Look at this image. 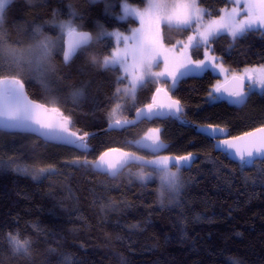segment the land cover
I'll list each match as a JSON object with an SVG mask.
<instances>
[{"label":"trees","instance_id":"16d2710c","mask_svg":"<svg viewBox=\"0 0 264 264\" xmlns=\"http://www.w3.org/2000/svg\"><path fill=\"white\" fill-rule=\"evenodd\" d=\"M124 2L146 5V0H12L5 8L3 32L10 43L30 44L35 26L56 35V25L68 20L92 34L91 47L70 64L55 55L50 88L59 96L61 110L71 115V129L91 134L87 139L94 151L82 153L31 134L0 131V264H63L65 256H71L73 264H264V162L241 166L216 152L213 142L195 128L172 118L107 131L113 110L123 120L133 118L151 101L155 87L149 83L138 89L135 99L121 92L114 96L115 87L124 85L115 84L122 72L102 66L113 43L97 37L101 26L125 32L134 24L135 17L116 18ZM198 4L212 18L228 6L224 0ZM205 17L209 19L207 12ZM191 34L174 27L164 30L169 46ZM211 52L223 58L231 73L264 65V33L257 30L235 40L225 34L211 45ZM202 58V51L200 56L193 52L192 59ZM217 80L214 73H206L169 91L181 102L183 121L219 126L233 137L264 126V95H251L241 108L227 102L209 104L207 93ZM24 83L31 99H50L38 81L24 78ZM77 89L83 96L74 101L71 93ZM151 129L160 130L161 143L167 146L159 153L136 144ZM109 147L147 159L192 153L196 160L180 170L183 187L169 202V194L159 195L156 180L144 184L137 175L152 168L132 165L110 177L92 165L72 166L96 160ZM25 168L27 172L20 171ZM41 169L46 171L42 174ZM10 236L27 241L28 253L15 252Z\"/></svg>","mask_w":264,"mask_h":264},{"label":"snow or ice","instance_id":"6c2138e0","mask_svg":"<svg viewBox=\"0 0 264 264\" xmlns=\"http://www.w3.org/2000/svg\"><path fill=\"white\" fill-rule=\"evenodd\" d=\"M11 2L12 0H0V13ZM28 2L31 3L32 0ZM224 3L228 6L219 10L222 14H218V18H212V13L200 7L198 0H146L143 9L125 3L124 15L119 19L135 17L139 21V27L132 29L129 35H124L119 31L108 32L101 26L99 39L114 37L115 43L110 46L109 54L104 56L102 66L122 72L116 78V85L127 78L128 87L124 92L135 99L138 89L149 83L160 84L155 89L152 102L136 111L137 120L114 118L113 110L109 129L127 130L139 121L154 120L166 115L179 119L181 102L172 99L165 86L170 83L171 89L175 91L188 78L203 77L206 73L224 76V84L218 81L209 89V104L227 102L229 105L242 107L251 95H264V65L245 67L240 73H229L223 58L211 52V45L225 34L235 40L257 30L264 33V0H224ZM206 12L209 16L207 21L204 19ZM72 15L75 16L76 13L73 11ZM56 26L61 34L55 39L46 35L42 26H35L30 34L31 43L22 46L18 41L10 43L5 39L0 19V131L29 133L45 142L71 146L82 153H88L94 151L90 149L87 139L91 134L71 130L74 127L72 117L58 106L60 98L52 94L50 83L56 75V69L52 65L54 54L61 53L64 63L68 64L77 53L83 55L87 52L93 43V37L89 32L79 31L72 20L61 21ZM165 27L190 31L192 34L187 36L186 41L169 42V46L165 42ZM201 51L202 59H192L193 52L200 56ZM159 65H162L161 69L153 71V67ZM24 78L41 83L50 99L47 102L30 99L25 90ZM120 92L121 89L115 87L114 96H118ZM162 92L167 97V102H157L156 97ZM71 95L74 101L78 100L83 96V90H74ZM120 107L117 103L116 108ZM159 131L151 129L136 142L137 146L154 153L166 148L161 143ZM199 131L214 142L218 152L224 153L229 159L238 160L241 166H254L258 159L264 162V126L234 137L219 126L207 125ZM137 160L143 166L152 168L151 173H138L139 179L144 184L153 179L158 180L159 195L163 198L166 193L169 194V202H172L183 187L180 170L190 168L196 157L188 153L146 160L122 148L109 147L96 160L85 159L82 164L76 161L72 166L80 168L92 165L99 172L115 176L128 163ZM172 168L176 171H172ZM20 171L28 170L25 168ZM45 171L41 169L42 174ZM47 171L50 175L55 174L52 169ZM9 239L15 252L28 253L27 241L22 242L15 236H10ZM63 264H73L71 256H65ZM232 264L239 262L232 261Z\"/></svg>","mask_w":264,"mask_h":264},{"label":"rangeland","instance_id":"374dc122","mask_svg":"<svg viewBox=\"0 0 264 264\" xmlns=\"http://www.w3.org/2000/svg\"><path fill=\"white\" fill-rule=\"evenodd\" d=\"M93 1H99V0H93ZM127 3V2H126ZM124 4H125V2H124ZM130 6H133V7H139V8H141V9H143V7H141V6H139L138 4H136V3H128ZM146 6V5H145ZM123 7H124V5L119 9V13L121 12V14H117V16H116V18H117V20H119V21H126L127 20V18H131V16H129V17H127L125 20H120L119 19V17L120 16H122V15H124V11H123ZM133 18V17H132ZM204 19H205V21H207L208 19L206 18V17H204ZM133 22H134V24L132 23V26L131 25H129V27H128V29H127V31H123V32H121V33H123L124 35H129L130 34V31L132 30V29H135V28H137V27H139V21L137 20V19H135V18H133ZM115 30H112V31H108V32H114ZM61 33H60V29L58 28V33L56 34V35H50V37H52L53 39H55L57 36H59ZM49 36V35H48ZM66 37V36H65ZM98 38H99V34H98V36H97ZM111 41H112V43H113V45H114V43H115V41H114V37H108ZM121 47H122V45H120ZM57 54H60V55H62L61 53H56V54H54V56H53V58L55 57V55H57ZM53 58H52V61H53ZM53 63V62H52ZM161 67H162V65H159V66H154L153 67V71H159L160 69H161ZM249 67H252V66H249ZM243 70V69H242ZM242 70H240V71H238V72H236V73H240ZM229 73H231V72H229ZM215 74V73H214ZM216 75V74H215ZM217 76V75H216ZM220 82L221 84H223L224 83V76L223 75H219L218 76V80L216 81V83H215V85L217 84V82ZM155 87H154V92H153V96H154V93H155V89L157 88V87H159L160 86V84H157V83H152ZM128 87V84H127V78L125 79V81H124V85H121L119 88L121 89V93L122 94H125V96L126 97H129L130 99L132 98V96L130 95V94H127V93H125L124 92V89H126ZM165 87H167V89H168V92L169 91H173L172 89H171V85H170V83L168 84V85H166ZM259 94V93H258ZM133 99V98H132ZM149 103H151V101L149 102ZM114 118H117V119H120V120H123V118H120L118 115H115L114 114ZM132 119V118H131ZM129 120V119H128ZM149 133V131L146 133V134H148ZM145 134V135H146ZM144 135V136H145ZM143 136V137H144ZM142 137V138H143ZM141 138V139H142ZM160 151V150H159ZM155 153H157V152H155ZM172 171H174V170H172ZM152 171H149V172H144L145 174H148V173H151ZM153 180H156V179H153ZM157 181V183H158V180H156Z\"/></svg>","mask_w":264,"mask_h":264},{"label":"water","instance_id":"95a60500","mask_svg":"<svg viewBox=\"0 0 264 264\" xmlns=\"http://www.w3.org/2000/svg\"><path fill=\"white\" fill-rule=\"evenodd\" d=\"M86 32H88V31H86ZM90 33V32H89ZM91 34V33H90ZM92 35V34H91ZM66 37H65V41H66ZM78 54V53H77ZM76 57V56H75ZM75 57H73V59L75 58ZM72 59V60H73ZM72 60L68 63V64H70L71 62H72ZM62 61H63V63H64V60H63V55H62ZM65 64V63H64ZM68 64H65V65H68ZM245 83L247 84V81H245ZM224 84V83H223ZM25 90H26V88H25ZM169 93V92H168ZM155 94V93H154ZM169 95H171L170 93H169ZM29 96V95H28ZM153 97L154 96H152V98H151V102H152V100H153ZM171 97H172V95H171ZM30 98V97H29ZM31 99V98H30ZM172 99H174V100H176L175 98H173L172 97ZM33 100V99H32ZM156 100H157V102H167V97L165 96V94L162 92L158 97H156ZM247 103V102H246ZM245 103V104H246ZM230 106H233V105H230ZM244 106V105H243ZM242 106V107H243ZM143 107H145V106H143ZM142 107V108H143ZM237 107V106H236ZM238 108H241V107H238ZM180 115H181V113L179 114V119H177L175 116H163V117H160V118H156V119H167V118H172V119H174V120H176V121H178V123H180V124H182V125H186V126H191V127H193V128H195V130H196V132L197 133H199V134H201L200 133V131H199V129L201 128V127H206L207 125H203V126H197V125H191V124H189V123H187V122H185V121H183L181 118H180ZM138 118H137V116H136V112H135V114H134V116H133V118L132 119H129V120H137ZM143 121H145V120H143ZM142 121H139L137 124H139V123H141ZM136 124V125H137ZM136 125H134V126H136ZM130 127H133V126H130ZM72 130V129H71ZM107 131H111V129H109V125H108V127H107ZM4 132H8V133H20V132H9V131H4ZM24 134H29V133H24ZM32 135V134H31ZM94 135V134H93ZM202 136H204V137H206V138H208L206 135H204V134H201ZM91 136V135H90ZM89 136V137H90ZM209 140H211L210 138H208ZM42 140V139H41ZM44 141V140H43ZM212 141V140H211ZM45 142V141H44ZM213 142V141H212ZM47 143H52V144H56V143H54V142H47ZM213 144H214V142H213ZM57 145H59V144H57ZM63 146V145H62ZM67 147H70V148H72L71 146H67ZM214 149H215V151L216 152H218L217 151V149H216V147H215V145H214ZM127 152V151H126ZM130 153H132V152H130ZM218 153H221V152H218ZM224 154V153H223ZM136 156L137 157H142V156H140V155H137L136 154ZM157 156H163V155H157ZM157 156H155V157H153V158H151V159H154V158H156ZM146 160H151V159H147V158H145ZM232 160V159H231ZM235 161H238V160H235ZM132 165H137V166H143L138 160L137 161H133V162H130V163H128L123 169H121V171L117 174V175H115V176H112V175H109L110 177H116V176H118L121 172H123L127 167H129V166H132ZM143 167H145V166H143ZM192 167V166H191ZM190 167V168H191ZM148 168H151V167H148ZM183 169V168H182ZM187 169H189V168H187ZM96 170V169H95ZM97 171V170H96ZM97 172H99V171H97ZM99 173H102V174H105V173H103V172H99ZM108 175V174H107Z\"/></svg>","mask_w":264,"mask_h":264},{"label":"clouds","instance_id":"9594fccd","mask_svg":"<svg viewBox=\"0 0 264 264\" xmlns=\"http://www.w3.org/2000/svg\"><path fill=\"white\" fill-rule=\"evenodd\" d=\"M4 12H5V10H4ZM4 12L3 13H0V19H2L3 24L5 22Z\"/></svg>","mask_w":264,"mask_h":264},{"label":"flooded vegetation","instance_id":"af4514ba","mask_svg":"<svg viewBox=\"0 0 264 264\" xmlns=\"http://www.w3.org/2000/svg\"><path fill=\"white\" fill-rule=\"evenodd\" d=\"M169 93H170V92H169ZM170 94H171V93H170ZM145 121H149V122H150V121H152V120H145ZM153 153H154V152H153ZM157 153H159V151H158ZM157 155H158V154H156L155 156H157Z\"/></svg>","mask_w":264,"mask_h":264}]
</instances>
